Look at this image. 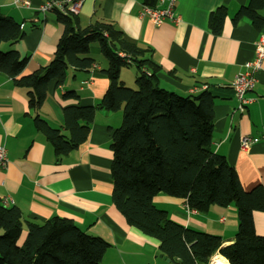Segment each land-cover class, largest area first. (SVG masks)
Listing matches in <instances>:
<instances>
[{
    "label": "crops",
    "instance_id": "crops-1",
    "mask_svg": "<svg viewBox=\"0 0 264 264\" xmlns=\"http://www.w3.org/2000/svg\"><path fill=\"white\" fill-rule=\"evenodd\" d=\"M35 5L43 0H32ZM152 6L158 0H149ZM249 0H177L178 22L156 25L147 15L141 16L147 0H85L79 24L86 27L96 21L112 22L141 46L152 49L153 59L162 67L160 85L180 94H191L207 86L217 87L213 121V149L224 154L233 165L246 190L264 187V62L257 72V83L248 94L252 101L244 111L232 88L237 73L253 59L256 42L264 34L246 18L233 24L238 8ZM150 5V4H149ZM161 4V6H164ZM226 7L227 18L222 31L215 33L210 17ZM0 13L21 23L26 35L13 46L0 43L3 51L11 48L28 57L21 75H27L50 63L64 32L56 11L45 13L15 7L12 0H0ZM96 60L89 70H69L63 85L49 83L48 94L38 111L52 127L63 130L62 108L67 105H96L104 96L110 80L103 71L108 59L99 44L91 45ZM133 66V65H131ZM135 67V66H134ZM136 69L124 66L120 79L134 87ZM74 90L77 98H64ZM28 103V88L17 85L0 71V145L6 147L9 162L0 169V198L7 206L18 207L25 219L43 223L55 216L71 219L85 232L109 243L101 264H183L166 259L159 242L129 225L112 202L113 152L112 131L122 123V108L115 111L97 109L87 139L67 155L57 156L53 146L34 123ZM255 141L244 151L241 139ZM157 207L168 211L172 220L191 228L222 237L227 246L235 242L238 231L237 208L213 206L207 212L188 207L184 199L159 193ZM256 232L264 236V212H254ZM27 236L25 227L19 241ZM218 261L225 258L221 249ZM219 263V262H218ZM221 264V263H220Z\"/></svg>",
    "mask_w": 264,
    "mask_h": 264
},
{
    "label": "trees",
    "instance_id": "trees-1",
    "mask_svg": "<svg viewBox=\"0 0 264 264\" xmlns=\"http://www.w3.org/2000/svg\"><path fill=\"white\" fill-rule=\"evenodd\" d=\"M147 3L152 5L151 3ZM64 32L49 64L21 75L28 61L18 50L0 48V71L17 85L28 88V103L36 128L51 143L57 156L76 150L87 139L97 109L122 108L121 125L112 131V202L126 222L159 242L170 260L183 264H210L219 248L233 264H264V236L255 229L254 212H264V187L246 190L236 168L224 154L213 149V121L217 87L207 86L180 94L160 85L162 67L152 49L141 46L115 23L96 21L86 27L79 16L55 10ZM226 7L210 17L213 32L220 33L227 18ZM248 19L264 28V0H249L238 8L233 24ZM26 35L21 23L0 13V43L13 46ZM99 44L108 59L103 71L110 80L96 105L62 108L63 130L52 127L38 111L54 80L63 85L69 70H89L96 60L91 45ZM135 66L136 86L120 79L124 66ZM233 88V87H232ZM74 90L64 98H77ZM159 193L184 199L189 208L207 212L213 206H235L238 231L235 242L221 247V236L184 226L159 208ZM27 227L23 245L19 243ZM0 264H101L109 243L89 234L71 219L53 217L43 223L25 219L16 206L0 198Z\"/></svg>",
    "mask_w": 264,
    "mask_h": 264
},
{
    "label": "built area",
    "instance_id": "built-area-1",
    "mask_svg": "<svg viewBox=\"0 0 264 264\" xmlns=\"http://www.w3.org/2000/svg\"><path fill=\"white\" fill-rule=\"evenodd\" d=\"M85 0H43L40 4L35 5L32 0H12L15 7L34 9L38 12L45 13L48 11L58 10L63 14H79ZM177 0H158L160 5L152 6L145 4L140 12L141 16L147 15L156 25L165 21L178 22L179 16L175 11ZM161 6V4H164ZM264 62V34H261L256 42L253 59L245 63V70L236 74L232 87L238 100L237 109L244 111L247 105L252 101L248 96L257 83V72L262 68ZM255 139L252 136H244L241 139V147L247 151ZM9 162L8 152L5 146L0 145V169H4ZM5 203V202H4ZM217 255H214L210 264H217ZM152 264V263H148Z\"/></svg>",
    "mask_w": 264,
    "mask_h": 264
},
{
    "label": "bare ground",
    "instance_id": "bare-ground-1",
    "mask_svg": "<svg viewBox=\"0 0 264 264\" xmlns=\"http://www.w3.org/2000/svg\"><path fill=\"white\" fill-rule=\"evenodd\" d=\"M219 263H217V264H230V263H228V262H226L224 259H222V260H220V261H218Z\"/></svg>",
    "mask_w": 264,
    "mask_h": 264
},
{
    "label": "rangeland",
    "instance_id": "rangeland-1",
    "mask_svg": "<svg viewBox=\"0 0 264 264\" xmlns=\"http://www.w3.org/2000/svg\"><path fill=\"white\" fill-rule=\"evenodd\" d=\"M7 1H10V0H7ZM126 67H130V69H136L134 66H126ZM130 86H132V85H130ZM135 86H134V88H135ZM0 233H1V231H0Z\"/></svg>",
    "mask_w": 264,
    "mask_h": 264
},
{
    "label": "water",
    "instance_id": "water-1",
    "mask_svg": "<svg viewBox=\"0 0 264 264\" xmlns=\"http://www.w3.org/2000/svg\"><path fill=\"white\" fill-rule=\"evenodd\" d=\"M161 257H163L164 259H166V257L165 256H162V255H160Z\"/></svg>",
    "mask_w": 264,
    "mask_h": 264
}]
</instances>
